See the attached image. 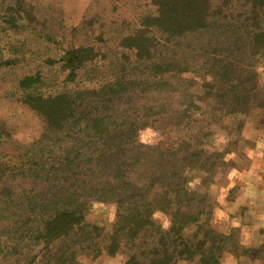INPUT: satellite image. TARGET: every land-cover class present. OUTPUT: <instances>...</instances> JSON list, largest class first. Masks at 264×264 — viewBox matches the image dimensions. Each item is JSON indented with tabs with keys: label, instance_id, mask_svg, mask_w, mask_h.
I'll return each mask as SVG.
<instances>
[{
	"label": "trees",
	"instance_id": "trees-1",
	"mask_svg": "<svg viewBox=\"0 0 264 264\" xmlns=\"http://www.w3.org/2000/svg\"><path fill=\"white\" fill-rule=\"evenodd\" d=\"M147 2L151 11L120 33L114 49L66 41L28 0L6 5L7 31L34 30L38 46L48 38L52 47L18 82L22 103L43 123L40 150L23 164L0 163L2 190L18 171L44 192L18 193L13 209L0 210V237L9 234L10 248L27 240L48 264L103 254L124 264H221L241 248L238 237L212 226L208 187L229 143L218 150L211 141L216 129L239 134L242 119L264 114L257 71L264 0ZM154 93L169 102L150 109L174 123H155L162 135L152 145L139 141L122 102ZM176 95L178 109L170 105ZM95 201L114 207L109 227L86 222Z\"/></svg>",
	"mask_w": 264,
	"mask_h": 264
},
{
	"label": "rangeland",
	"instance_id": "rangeland-1",
	"mask_svg": "<svg viewBox=\"0 0 264 264\" xmlns=\"http://www.w3.org/2000/svg\"><path fill=\"white\" fill-rule=\"evenodd\" d=\"M28 1L36 6L35 16L44 15L45 19L48 20V22L46 21L47 25L51 26L54 23L55 31L59 30L58 33L66 41L76 37L84 43L89 42L100 47L108 46L112 49L117 45L122 31L130 29L131 24H134L139 17L151 11L147 0H62L58 3H55L58 0ZM8 3L9 0H0V163L11 166L26 163L29 156L40 150L41 145L38 140L43 132V123L34 112L22 103V92L18 88V82L26 75L35 74L39 58L42 60L47 57L48 50L52 47L50 43H47L48 38L45 45L38 46L33 37L34 30H31L30 34L21 31H17L18 34H12L7 31L9 28L4 24V21L8 17L6 14ZM60 23L63 25L59 26ZM54 39L55 43L60 42L58 38ZM259 67H264V64L259 65ZM258 74L259 84L264 87V73L258 72ZM54 75L55 73H49V76ZM168 99L169 96L165 94L154 93L146 96L132 94L122 102H126L122 108L125 112L124 115L130 118L131 125L141 129L138 135L140 142L152 145L158 143L162 132L155 123H162L163 128L167 123H174L164 114L158 113L160 108L150 109L154 106L168 105ZM179 101L180 99L176 95L170 104L171 107L178 109ZM142 120L146 124L141 123ZM241 123H243V127L239 134H235L233 130L232 133L228 132L230 135L227 136V132L216 129V137L211 141L218 150L229 143L228 152L224 153V157L219 160V169L208 187L214 211L217 209L218 199H223V191H221L223 185L226 184L229 187L232 184L236 186L241 184L242 177L240 174L230 180L225 176V172H228V175L231 173L232 176L237 175L232 170L233 168L255 173L252 172V169L250 170V167L257 168L259 166L256 159L257 154H261V149L264 151V114L257 111L247 119H242ZM142 134H144L143 138ZM8 176L12 179L9 190L0 188V210L6 207L13 209L14 205L9 202L18 193L19 195H31L33 192V195L43 196L44 192H39L43 189L42 184L39 181L35 182L33 177L28 176L27 179H24L18 171H13ZM252 181L254 180L252 179ZM255 184L264 189L261 180ZM237 194L238 192L230 197L235 198ZM231 202V206L234 207ZM4 203H8V205ZM243 204L248 205L251 211L255 209L256 213L264 218V201H261V196ZM113 209L114 207L111 205L95 201L93 210L89 212L86 222L97 228L109 227L113 219ZM247 215L248 218L251 217L250 213ZM213 216L212 226L214 225L215 230L223 234L232 233L234 237H238L239 232L236 230L222 231V228L227 227L224 226L225 224L232 223V219L223 218L224 216L220 214L218 218H213ZM159 218L163 224L166 223V220L161 216ZM20 220L22 219L17 220V224ZM6 230L12 231L11 229ZM262 232L261 234H264V229ZM8 235L5 234L0 237V264H48L49 256L44 257L43 253L39 252V248L28 250L27 240H24V243H19L17 248H10L11 243L8 241L11 240V237ZM257 254L258 257L261 256L260 249L254 248L246 251L243 247L239 248L237 252L230 253L237 264H261L264 258L259 259L254 256ZM76 264H124V257L111 258L103 254L92 259L91 256H80Z\"/></svg>",
	"mask_w": 264,
	"mask_h": 264
},
{
	"label": "crops",
	"instance_id": "crops-1",
	"mask_svg": "<svg viewBox=\"0 0 264 264\" xmlns=\"http://www.w3.org/2000/svg\"><path fill=\"white\" fill-rule=\"evenodd\" d=\"M259 158V159H258ZM257 162H259L258 167H250L252 169L251 173L248 170L242 171L238 169H233L237 175H233L232 173L228 175V172H225V176L230 180H233L234 177H238V174L241 175V184L236 186L235 184L223 185L221 191H223V199L217 201V209L214 211L213 218H218L219 214L223 215V218L232 219V223L228 225L226 228H222L223 232H230L231 230H236L239 232L238 241L240 246L243 247L246 251L252 250L254 248L261 249V258H264V234L262 230L264 229V218H261V215L256 213V210L251 208L248 205H244L248 200L256 199L261 196V201H264V189L260 187V185L255 184L261 180V185L264 184V151L261 149V154H257ZM259 170V171H258ZM260 172V173H258ZM252 179L254 181H252ZM238 194L235 198H231L230 196L233 194ZM256 197V198H255ZM246 202H243V201ZM232 201V202H231ZM230 202L234 207L231 206ZM237 203V204H236ZM239 210V213L237 211ZM248 213H250L251 217L248 218ZM234 222L239 223V227L235 226ZM218 223V222H217ZM216 223V224H217ZM214 226V225H213ZM221 230V229H220ZM258 243V245H257ZM249 255V254H248ZM257 257V255H254ZM263 264V262H261Z\"/></svg>",
	"mask_w": 264,
	"mask_h": 264
},
{
	"label": "clouds",
	"instance_id": "clouds-1",
	"mask_svg": "<svg viewBox=\"0 0 264 264\" xmlns=\"http://www.w3.org/2000/svg\"><path fill=\"white\" fill-rule=\"evenodd\" d=\"M258 72L264 73V67L257 68ZM144 134H142L143 138ZM222 215V214H221ZM236 227H239L238 222H234ZM221 264H237L235 258L230 254H225L224 257L221 259Z\"/></svg>",
	"mask_w": 264,
	"mask_h": 264
}]
</instances>
